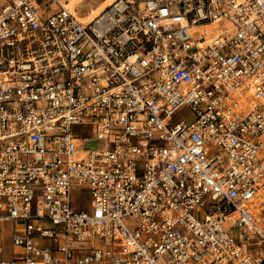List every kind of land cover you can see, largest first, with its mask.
<instances>
[{"label": "built area", "instance_id": "built-area-1", "mask_svg": "<svg viewBox=\"0 0 264 264\" xmlns=\"http://www.w3.org/2000/svg\"><path fill=\"white\" fill-rule=\"evenodd\" d=\"M5 225L0 264H264V0H0Z\"/></svg>", "mask_w": 264, "mask_h": 264}, {"label": "rangeland", "instance_id": "rangeland-1", "mask_svg": "<svg viewBox=\"0 0 264 264\" xmlns=\"http://www.w3.org/2000/svg\"><path fill=\"white\" fill-rule=\"evenodd\" d=\"M113 1L116 0H79L78 2L73 0V4H75L74 10L76 11L78 17L83 20L91 19L93 15L99 13L103 9H107ZM107 7V8H106ZM104 10V11H105ZM103 13V12H102ZM222 27L223 25H219ZM216 33V26H211L208 29V36H212ZM192 119V115L189 110L183 109L181 110L177 116L175 117V122L179 120ZM103 147V142L90 140L88 143L84 145L85 150H95ZM73 199L78 203V205L85 210H90V198L88 193L81 194V190L75 189L73 192ZM4 229L3 235V248H4V257H11L14 252H19L18 250H13L11 245V234L12 227L9 225L0 226V230ZM1 236V233H0Z\"/></svg>", "mask_w": 264, "mask_h": 264}, {"label": "bare ground", "instance_id": "bare-ground-1", "mask_svg": "<svg viewBox=\"0 0 264 264\" xmlns=\"http://www.w3.org/2000/svg\"><path fill=\"white\" fill-rule=\"evenodd\" d=\"M67 1L70 2V7H72V8L75 7V4L72 3L73 0H67ZM74 1L78 2L79 0H74ZM113 2H114V1H113ZM113 2H112V3H113ZM112 3H111V4H112ZM111 4H110V5H111ZM110 5H108V6H110ZM106 8H107V7H106ZM104 10H105V9H103V10L100 11L99 13L93 15L91 19H88V20H83V19H82V20H83L84 22H86V23H89V22L93 21L95 18L100 17V16L102 15V12H104Z\"/></svg>", "mask_w": 264, "mask_h": 264}]
</instances>
